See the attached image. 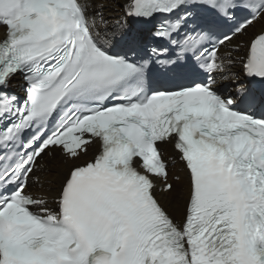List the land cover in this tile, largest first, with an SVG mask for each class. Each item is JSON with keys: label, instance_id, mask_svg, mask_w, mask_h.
I'll return each instance as SVG.
<instances>
[{"label": "bare ground", "instance_id": "bare-ground-1", "mask_svg": "<svg viewBox=\"0 0 264 264\" xmlns=\"http://www.w3.org/2000/svg\"><path fill=\"white\" fill-rule=\"evenodd\" d=\"M133 0H79L85 7L90 26L97 36L98 40L108 47H111L130 28L128 13L132 9ZM127 15L123 23H119ZM109 32V28L114 24ZM264 30V11L259 17L245 27L238 35L233 36L226 41L220 52L221 73L217 79L223 76L222 83L227 84L230 92L236 93L243 91L247 86L245 72L242 63L251 40ZM4 35L3 27L0 26V36ZM238 61H242L240 66H236ZM239 75V76H237ZM166 155L170 160L176 161L171 166L170 180L173 183L172 189L168 192L159 191L158 196L163 204L167 207L170 214L175 218L184 217L186 212L187 201L191 191L190 176L183 162L173 151L172 142H164ZM92 147L85 154L78 157L69 158L57 149L46 151L39 161L37 168L33 169L29 176V191L39 198L45 199V206L56 205L63 185L67 179L69 171L78 165L81 160L85 162L92 153Z\"/></svg>", "mask_w": 264, "mask_h": 264}, {"label": "rangeland", "instance_id": "rangeland-1", "mask_svg": "<svg viewBox=\"0 0 264 264\" xmlns=\"http://www.w3.org/2000/svg\"><path fill=\"white\" fill-rule=\"evenodd\" d=\"M126 17H127V15L119 22V23H123V21H125V19H126ZM119 26V24H114V25H112L110 28H109V30H108V32L113 28V27H118ZM240 63H242V61H238V63H237V65L236 66H240L241 64ZM237 76H239V75H237Z\"/></svg>", "mask_w": 264, "mask_h": 264}]
</instances>
